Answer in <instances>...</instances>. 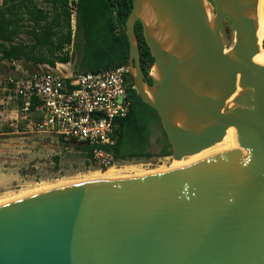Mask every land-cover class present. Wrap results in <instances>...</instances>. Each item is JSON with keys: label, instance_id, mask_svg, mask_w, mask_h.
<instances>
[{"label": "water", "instance_id": "water-1", "mask_svg": "<svg viewBox=\"0 0 264 264\" xmlns=\"http://www.w3.org/2000/svg\"><path fill=\"white\" fill-rule=\"evenodd\" d=\"M258 0H133L127 69L182 167L69 184L0 205V264H264ZM225 22L234 41L226 48ZM136 23L153 63L143 74ZM264 49V40L261 43Z\"/></svg>", "mask_w": 264, "mask_h": 264}, {"label": "trees", "instance_id": "trees-1", "mask_svg": "<svg viewBox=\"0 0 264 264\" xmlns=\"http://www.w3.org/2000/svg\"><path fill=\"white\" fill-rule=\"evenodd\" d=\"M132 1L76 0L73 3L75 31H72L69 0H40L42 7L35 0H3L0 5V60L22 61L25 68L28 64L50 67L58 63L71 64L72 71L79 74L127 66L129 45L123 28ZM21 33L31 41L15 43ZM135 34L146 74L153 58L139 23H136ZM132 94L135 98L131 99L129 113L116 122L112 145H78L88 165L95 149L110 153L116 162L148 160L155 156L151 152L150 137L155 124L160 127L159 118L135 91ZM63 145L67 146V142ZM157 156H170L168 143Z\"/></svg>", "mask_w": 264, "mask_h": 264}, {"label": "built area", "instance_id": "built-area-1", "mask_svg": "<svg viewBox=\"0 0 264 264\" xmlns=\"http://www.w3.org/2000/svg\"><path fill=\"white\" fill-rule=\"evenodd\" d=\"M75 1L69 0L72 31ZM17 62L0 60L9 67V72H0V117L7 128L16 129L23 122L25 130L76 145L115 142L116 122L129 113L130 93L135 90L127 66L79 74L43 64L26 73L19 71ZM89 163L103 170L117 162L105 150L95 149Z\"/></svg>", "mask_w": 264, "mask_h": 264}, {"label": "rangeland", "instance_id": "rangeland-1", "mask_svg": "<svg viewBox=\"0 0 264 264\" xmlns=\"http://www.w3.org/2000/svg\"><path fill=\"white\" fill-rule=\"evenodd\" d=\"M35 1L39 6L40 0ZM222 35L226 48L231 49L234 33L229 22H225ZM19 41L29 43L31 40L21 33L14 42ZM58 64L61 71L65 69L67 73H72L71 64ZM16 66L19 71L26 73L37 69L33 64H28L25 68L22 61H18ZM6 71L9 72L8 64L0 63V72ZM63 143L55 136L25 130L23 122H19L16 129L7 128L0 117V204L56 187L91 182L92 173H103L111 168L115 180H120L176 169L195 162L193 158H185L177 163L170 156H154L149 160L117 162L111 168L99 170L88 165L87 158L78 145L67 142L66 146ZM150 143L155 154L167 148L158 124L153 127Z\"/></svg>", "mask_w": 264, "mask_h": 264}, {"label": "bare ground", "instance_id": "bare-ground-1", "mask_svg": "<svg viewBox=\"0 0 264 264\" xmlns=\"http://www.w3.org/2000/svg\"><path fill=\"white\" fill-rule=\"evenodd\" d=\"M257 22H258V27H257V37H258V46H259V53L250 61L252 65L259 66L260 68L264 69V49L261 48V43L264 40V0H258L257 3ZM235 148L234 144V129L230 128L228 129L226 136L220 142L219 144L215 145L214 147L207 149L197 155H194L192 157H188L186 159H195V161L208 157L213 154L221 153L224 151H230ZM183 160V159H182ZM182 160L180 161H174L177 163H181ZM184 162V161H183ZM91 175V180L92 181H114L116 178H114L112 175V168L108 169L107 171L103 173H92ZM117 176V175H116ZM118 180V179H117ZM17 199H20L19 197ZM15 199L8 200L7 202L14 201ZM4 202V203H7ZM3 203V204H4ZM1 205V204H0Z\"/></svg>", "mask_w": 264, "mask_h": 264}, {"label": "flooded vegetation", "instance_id": "flooded-vegetation-1", "mask_svg": "<svg viewBox=\"0 0 264 264\" xmlns=\"http://www.w3.org/2000/svg\"><path fill=\"white\" fill-rule=\"evenodd\" d=\"M140 62H141V61H140ZM141 68H142V72H143V74L147 77V81H148V83H150V79H149V77H148V76H149V71H150V70L148 71V73L145 74V70H144V68L142 67V64H141ZM130 78H131V77H130ZM131 80H132V79H131ZM132 83H133V82H132ZM134 91H135V90H134ZM132 92H133V91H132ZM132 92L130 93V100L133 99V98H135V96H134V94H132ZM150 148H151V152H152L155 156H157V155L162 151V150H161L158 154H157V153L155 154V152H154L153 149H152L151 143H150ZM150 159H151V158H150ZM148 160H149V159H148ZM124 162H125V161H124Z\"/></svg>", "mask_w": 264, "mask_h": 264}, {"label": "crops", "instance_id": "crops-1", "mask_svg": "<svg viewBox=\"0 0 264 264\" xmlns=\"http://www.w3.org/2000/svg\"><path fill=\"white\" fill-rule=\"evenodd\" d=\"M2 1H3V0H0V5L2 4ZM58 65H59V64H58ZM60 65L62 66L63 64H60ZM67 65H68V64H67Z\"/></svg>", "mask_w": 264, "mask_h": 264}]
</instances>
